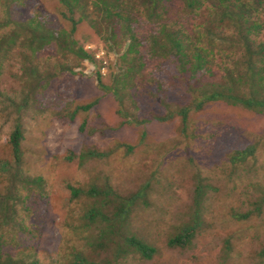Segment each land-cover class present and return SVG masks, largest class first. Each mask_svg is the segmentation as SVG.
I'll use <instances>...</instances> for the list:
<instances>
[{
	"label": "rangeland",
	"instance_id": "374dc122",
	"mask_svg": "<svg viewBox=\"0 0 264 264\" xmlns=\"http://www.w3.org/2000/svg\"><path fill=\"white\" fill-rule=\"evenodd\" d=\"M169 1L173 13L161 16L174 30L182 25L191 33L195 21L206 16L201 11L184 13L181 1ZM14 3L20 1L0 0V24L7 17L17 24L37 14L46 27L67 28L56 0H22L20 7ZM143 8L139 6L134 15L140 45L150 34L156 35L160 22L148 21ZM259 22L262 31L257 39L262 40L264 17ZM79 26L75 46L89 52L94 65L65 54L56 42L30 52L22 47V29L12 23L0 25V162L9 163L0 167V199L7 201L3 209L7 218L0 226L3 254L24 261L33 257L40 264H69L74 254L95 264H264L259 255L264 245V202L254 209L264 199V111L221 100L208 102L188 112L183 130L176 114L196 96L219 88L220 64L232 62L231 43L213 42L214 49L223 51L208 56L209 70L196 76L194 89L166 61V67L155 71L157 87L163 91L157 94L147 70H155L151 66L163 59L146 56L141 71L123 76L122 70H139L129 69L127 61L134 57L125 50L126 41L98 36L84 43L87 24ZM213 32L225 37L219 29ZM202 41L211 46L206 38ZM96 72L104 88L118 89V99L97 86ZM95 99L89 111L69 119L75 106ZM132 118L147 122L124 125ZM15 124L22 134L17 169L7 145ZM125 145L132 147L131 152H125ZM248 147L253 148L252 155L231 164L230 156ZM86 151L105 156L80 161L77 156ZM70 154L76 156L67 161ZM67 186L109 192L72 198ZM138 191L142 197L127 215L121 221L112 217L118 206L115 196ZM88 209L108 221L88 223L84 217ZM242 214L248 216L234 217ZM194 215L198 218L189 246L168 247L167 240ZM130 236L154 248L152 257L143 259L127 248L122 239Z\"/></svg>",
	"mask_w": 264,
	"mask_h": 264
},
{
	"label": "trees",
	"instance_id": "16d2710c",
	"mask_svg": "<svg viewBox=\"0 0 264 264\" xmlns=\"http://www.w3.org/2000/svg\"><path fill=\"white\" fill-rule=\"evenodd\" d=\"M13 2V0H11ZM16 1V0H15ZM20 3L16 4L21 6ZM184 13L204 12L206 16L204 19H200L199 22L195 21V25L192 28L191 33L178 25L177 29H173L171 24L164 21L161 15L173 13L169 0H56L60 9V16L66 23V29H52V26L46 27L44 20H39L35 16L31 15L25 22L15 23L9 20V17L0 25H9L12 23L15 27H18L24 31L25 38L23 37L22 47H28L30 52H37L45 47H49L51 42H56V45L60 46L65 54L72 55L78 60L87 61L94 65L93 56L82 49L76 47L73 37L79 28V23L85 22L87 24V32L85 41L89 42L92 38L100 36L103 40L111 41L116 38H123L125 43V50L127 53L132 54L134 57L128 62L129 69L138 68L139 70H122L121 73L125 76L130 71L138 73L141 71L143 65L142 59L146 56L148 58L163 59L161 61H155L151 66L155 70H147L150 80L155 82L157 94L163 93L161 89L157 87V73L160 67L167 66L166 61H169L170 67L175 71V74L184 76L187 80V84L190 85V89L195 83V78L198 74H201L202 70H209L207 64H209L208 56L214 57L218 55L220 48L214 49V41L222 39L221 41H229L232 45V62L231 64H220V70L222 71V84H219V88L209 90L210 92L201 93L193 99L192 104L187 107L179 109L176 114L179 117V123L181 130H183L187 114L190 110L198 111L208 103L213 101H224L232 106H240L245 110H249L256 113L264 111V39H257L258 34L262 31V26L259 22L261 17H264V0H179ZM135 6V10L132 8ZM139 6L144 7L145 18L148 21H155L159 19L157 23L159 30L146 37L148 41L146 44H138L140 39L136 31L134 17L139 13ZM77 14V18L74 15ZM178 18H181L178 16ZM163 20V21H162ZM185 20V19H184ZM213 20L216 22L214 23ZM79 26V27H78ZM220 30V34L225 37L217 36L213 30ZM17 39H22V36L15 35ZM203 38H206L210 42V47L205 45ZM221 43H217L216 47H219ZM140 45V47H139ZM235 48L238 55L235 54ZM150 60V59H149ZM212 60V59H210ZM151 61V60H150ZM139 62L138 64H136ZM36 70V69H31ZM206 72V71H205ZM96 84L99 88L109 90L116 99L118 89L116 87H103L100 82L99 73L94 75ZM151 83V82H150ZM167 85L164 90L169 91ZM156 95V94H155ZM97 103V100H92L83 105H77L68 114L69 119L80 113H86L93 105ZM158 121L164 120L166 117H157ZM170 118V116H168ZM147 122L146 120L134 118L130 120H124V125L127 124H141ZM19 125L15 124L12 131L8 136V149L11 155L12 164L15 169L19 166L20 161V148L19 143L22 140V134L19 129ZM81 129V128H80ZM143 133L141 134V136ZM125 152L129 153L132 147L125 145ZM252 147L245 148L241 151H235L229 160L231 164L236 162H243L247 156L252 155ZM76 155L70 154L66 157L69 161ZM99 156H105L104 154H98L97 152L86 151L80 153L77 158L81 160L98 158ZM0 167L9 166L8 162H0ZM27 183L32 181L25 179ZM34 184H37L38 179H34ZM69 195L72 198H77L84 194L90 197H100L108 195V190L95 189L93 187L85 190L76 189L70 186L66 187ZM200 186L196 188L197 195L199 194ZM141 192L138 191L127 197H117L118 206L116 207L112 217H117L121 221L124 216L127 215L129 208L133 203L141 198ZM264 202V199H260L254 204L255 211ZM6 199H0V226L6 221ZM248 215H235L236 219H245ZM88 223L95 219L108 221V219H102L95 209H88L84 215ZM110 217V218H112ZM197 215L193 216L190 224H185L178 228L177 233L173 234L166 242L170 248H186L191 243L196 229ZM111 228V227H109ZM1 236V235H0ZM124 245L136 252L141 258L149 259L154 254V248L146 245L142 241L130 236L122 239ZM259 255L264 257V245L259 251ZM0 264H40L37 259L30 257L24 261L17 258H11L10 256L3 254L0 244ZM69 264H95L83 258L80 254H74L73 260Z\"/></svg>",
	"mask_w": 264,
	"mask_h": 264
}]
</instances>
